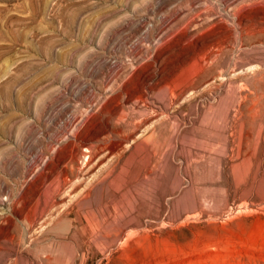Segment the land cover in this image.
Returning a JSON list of instances; mask_svg holds the SVG:
<instances>
[{
    "label": "rangeland",
    "instance_id": "rangeland-1",
    "mask_svg": "<svg viewBox=\"0 0 264 264\" xmlns=\"http://www.w3.org/2000/svg\"><path fill=\"white\" fill-rule=\"evenodd\" d=\"M263 62L264 0H0V264H264Z\"/></svg>",
    "mask_w": 264,
    "mask_h": 264
},
{
    "label": "bare ground",
    "instance_id": "bare-ground-1",
    "mask_svg": "<svg viewBox=\"0 0 264 264\" xmlns=\"http://www.w3.org/2000/svg\"><path fill=\"white\" fill-rule=\"evenodd\" d=\"M230 23H231V22H230ZM242 31H243V30H242ZM246 32H247V31H246ZM211 49H212V48H211ZM208 55H209V54H208ZM213 55H214V54H213ZM211 57H212V55H211ZM202 58H203V57H202ZM206 58H207V56H206ZM208 59H209V58H208ZM249 63H250V62H249ZM263 63H264V62H263ZM214 64H215V63H214ZM218 64H219V63H218ZM218 66H219V65H215V66H214V67H215L214 69H216V67L218 68ZM258 66H259V65H258ZM207 67L209 68V66H207ZM236 68H239V67H236ZM241 68H242V67H241ZM207 70L209 71V69H207ZM207 70H205V71H207ZM222 70H223V69H222ZM224 70H225V69H224ZM249 70H250V69H249ZM249 70H248V72H249ZM251 70H252V69H251ZM219 71H221V70H219ZM231 71H232V70H231ZM225 72H226V71H225ZM262 72H263V71H262ZM207 73H208V72H206V74H207ZM209 73H211V71H210ZM202 74H203V73H202ZM219 74H220V73H219ZM240 74H241V72H240ZM240 74H239V75H240ZM204 75H205V73H204ZM207 75H208V74H207ZM209 75H211V74H209ZM215 75H216V74H215ZM260 75H261V74H260ZM263 75H264V74H263ZM263 75H262V79L264 78ZM205 76H206V75H205ZM232 76H233V75H232ZM232 76H231V78H232ZM236 76H237V74H236ZM236 76H235V78H236ZM240 76H241V75H240ZM210 77H211V76H210ZM221 77H222V76H221ZM221 77H220V78H221ZM226 77H227V76H226ZM233 77H234V76H233ZM198 78H200V77H198ZM198 78H197V79H198ZM220 78H219V79H220ZM222 78H223V82H224L226 79L224 80V77H222ZM227 78H228V77H227ZM231 78H230V79H231ZM237 78H238V77H237ZM217 79H218V78H217ZM233 79H234V78H233ZM233 79H232V80H233ZM198 80H199V79H198ZM214 80H215V79H214ZM242 80H243V79H242ZM196 81H197V80H196ZM201 81H202V80H201ZM227 81H228V80H227ZM227 81H226V82H227ZM234 81H236V80H234ZM203 83H204V82H203ZM221 83H222V82H221ZM227 83H228V82H227ZM237 83H238V82H237ZM241 83L243 84L244 82H241ZM251 84H252V82H251ZM193 85H194V84H193ZM207 85H208V84H206V86H207ZM209 85H211V84H209ZM209 85H208V86H209ZM238 85H239V83H238ZM208 86H207V87H208ZM243 86H244V85H243ZM243 86H242V87H243ZM249 86H250V85H249ZM229 87H230V86H229ZM231 87H232V86H231ZM231 87H230V88H231ZM240 87H241V85H240ZM244 87L247 88V86H244ZM253 87H254V85H253ZM255 87H256V86H255ZM199 88H200V87H199ZM209 88H210V87H209ZM248 88H249V87H248ZM250 88H251V87H250ZM250 88H249V89H250ZM146 89H148V88H146ZM193 89H194V88H193ZM202 89H204V88H202ZM210 89H211V88H210ZM243 89H244V88H243ZM243 89H241V90H243ZM249 89H248V90H249ZM199 90H201V88H200ZM199 90H198V91H199ZM205 90H206V89H204V91H205ZM231 90H232V88H231ZM241 90L239 89L240 93H241ZM246 90H247V89H246ZM191 91H192V90H191ZM239 91H238V92H239ZM250 91H251V90H250ZM255 91H256V90H255ZM196 92H197V91H196ZM227 92H228V90H227ZM234 92H235V91H233L232 94H235ZM175 93H176V92H174V95H175ZM180 93H181V91H180ZM252 93L254 94V92H252ZM263 93H264V92H263ZM228 94H229V93H228ZM247 94H248V93H247ZM247 94H245V96H246ZM249 94H251V93H249ZM236 95H237V94H236ZM247 96H248V95H247ZM247 96H246V97H247ZM252 96H253V95H252ZM176 97L178 98V95H177ZM230 97H231V96H230ZM240 97H241V96H240ZM246 97H245V98H246ZM253 97H254V96H253ZM253 97H252V98H253ZM255 97H257L256 94H255ZM238 98H239V97H238ZM242 98H244V97L242 96ZM250 98H251V97H250ZM250 98H249V99H250ZM259 98H260V97H259ZM231 99H232V98H231ZM233 99H234V98H233ZM233 99H232V100H233ZM235 99H236V98H235ZM246 99H248V97H247ZM246 99H245V100H246ZM257 99H258V98H256V100H257ZM136 100H137V99H136ZM183 100H184V99H183ZM240 100H241V99H240ZM245 100H244V101H245ZM129 101H130V100H129ZM229 101H230V100H229ZM235 101H238V100H235ZM247 101H248V100H247ZM253 101H254V100H253ZM127 102H128V101H127ZM238 102H239V101H238ZM241 102H243V100H242ZM241 102H239V105H240ZM250 102H251V99H250ZM254 102H255V101H254ZM232 103H233V102H232ZM234 103H235V102H234ZM234 103H233V104H234ZM247 103H248V102H247ZM252 103H253V102H252ZM260 103H261V102H260ZM261 104H262V103H261ZM261 104H260V106L263 105V104H262V105H261ZM236 105H238V104H236ZM243 105H244V103H243ZM250 105H251V103H249V106H250ZM244 106H245V105H244ZM249 106H248V107H249ZM251 106H252V105H251ZM251 106H250V107H251ZM255 106H258V105L256 104ZM263 106H264V105H263ZM263 106H262V107H263ZM250 107H249V108H250ZM239 108H240V107H239ZM239 108H238V109H239ZM242 108H243V107H242ZM244 108L246 109V106H245ZM244 108H243V109H244ZM249 108H248V109H249ZM256 108H257V107H256ZM236 109H237V108H236ZM240 109H241V108H240ZM243 109H242V110H243ZM252 109H254V108H252ZM257 109L260 110V107L257 108ZM261 109H262L261 111L263 112V111H264V110H263L264 107L261 108ZM254 110H255V109H254ZM258 110H257V114H258V112H259ZM236 111H238V110H236ZM243 111H244V110H243ZM252 111H253V110H252ZM261 111H260V112H261ZM255 112H256V110L254 111V113H255ZM87 113H88V112H87ZM236 113H238V112H236ZM241 113H242L241 115H243V112H241ZM246 113H247V112H246ZM164 114H165V113H164ZM257 114H253V115H255L254 117H255L256 119H257V116H256ZM261 114H263V113H259V114H258V115H260V116H259L260 118L262 117ZM248 115H249V114H248ZM253 115H252V116H253ZM263 115H264V114H263ZM237 116H238V115H237ZM252 116H250V117L252 118ZM239 117H240V115H239ZM244 117H245V116H244ZM254 117H253V118H254ZM82 118H83V116H82ZM87 118H88V117H87ZM87 118H86V119H87ZM89 118H90V117H89ZM242 118H243V117H241L240 119H242ZM255 118H254V119H255ZM260 118H259V119H260ZM84 119H85V118H84ZM254 119H252V120H254ZM261 119L264 120V116H263ZM249 120H251V119L249 118ZM146 121H147V120H146ZM261 121H262V120H261ZM141 122H142V121H141ZM241 122H242V121H241ZM68 123H69V122H68ZM124 123H125V122H124ZM136 123H137V122H136ZM143 123H144V122H142V124H143ZM243 123H245V122L243 121ZM255 123H256V125H257V122H255ZM258 123H259V122H258ZM120 124H121V123H120ZM132 124H133V123H132ZM217 124H218V123H217ZM217 124H215V125H217ZM251 124H252V125H251ZM251 124H250V125H251L253 128H254V126H255V128H256V125H255V124H254V126H253V123H252V122H251ZM122 125H123V123H122ZM244 125H245V124H244ZM244 125H242V126H244ZM118 126H119V125H118ZM127 126H128V128H129L130 125H127ZM223 126H224V124H223ZM225 127H226V126H225ZM126 128H127V127H126ZM132 128H133V127H132ZM102 129H103V128H102ZM115 129H116V128H115ZM118 129H119V128H118ZM122 129L125 130L124 127H123ZM263 129H264V128H263ZM78 130H79V129H78ZM136 130H137V128H136ZM255 130H256V129H255ZM261 130H262V129H261ZM118 131H119V130H118ZM127 131H128V132H129V131L131 132L130 129H127ZM137 131H138V130H137ZM137 131H134V132H137ZM112 132H115V131L112 130ZM77 133H78V132H77ZM115 133H116V132H115ZM120 133H121V132H120ZM125 133H127L126 130H125ZM255 133H256V132H255ZM116 134H117V133H116ZM123 134H124V133H123ZM127 134L129 135L130 133H127ZM127 134H126V136H127ZM259 134H260V133H259ZM117 135H119V134H117ZM130 135H131V134H130ZM77 136H78V134H77ZM77 136H76V137H77ZM107 136H108V135H106V137H107ZM120 136H121V135H119V137H120ZM135 136H137V134H136ZM92 137H93V136H92ZM104 137H105V136H104ZM104 137H103V138H104ZM109 137H110V136H109ZM109 137H108V138H109ZM111 137H112V136H111ZM116 137H118V136H116ZM116 137H115V138H116ZM119 137H118L117 139H119ZM121 137H122V136H121ZM77 138H78V137H77ZM79 138H80V137H79ZM128 138H129V136H128ZM100 139H101V138H100ZM100 139H99V140H100ZM126 140H127V138H126ZM134 140H135V139H134ZM101 141H103V140L101 139ZM101 141H100V142H101ZM106 141H107V140H106ZM119 141H120V140H119ZM130 141L133 142V140H130ZM76 142H77V140H76ZM76 142H75V145H76ZM81 142H82V141H80V143H81ZM91 142H92V141H91ZM95 142H96V141H95ZM104 142H105V140L103 141V143H104ZM78 143H79V142H78ZM88 144H89V143H88ZM107 144H108V142H107ZM110 144H111V142H110ZM110 144H108V145H110ZM129 144H130V143H129ZM75 145H74V146H75ZM78 145H79V144H78ZM96 145H97V144H96ZM118 145H119V143L114 144L113 147H112V149H113V150L116 149V147H117ZM80 146H81V145H80ZM90 146H91V145H90ZM98 146H99V144H98ZM98 146H97V147H98ZM106 146H107V145H106ZM106 146H105V147H106ZM124 146H125V144H124ZM258 146H259V145H258ZM105 147H103V149H104ZM81 148H82V147H81ZM88 148L90 149V147H88ZM91 148H94V147L91 146ZM98 148H99V147H98ZM101 148H102V146H101ZM122 148H123V147H122ZM124 148H125V147H124ZM85 149H86V148H85ZM96 149H97V148H96ZM120 149H121V147H120ZM86 150H87V149H86ZM92 150H94V149H92ZM87 151H89V150H87ZM97 151H98V150H97ZM123 151H124V150L122 149V152H123ZM78 152H80V151H78ZM100 152H101V151H100ZM117 152H118L117 154H116V153L113 154L114 156L116 155V157H117L118 154H119V151H118V150H117ZM122 152H121V153H122ZM88 153H91V152H88ZM95 153H96V151H95ZM131 153H132V152H131ZM134 153H135V152H134ZM77 154H78V153H77ZM77 154H76V155H77ZM104 154H106V153H103V155H104ZM123 154H124V152H123ZM123 154H121V155H123ZM72 155H73V154H72ZM78 155H79V154H78ZM80 155H81V154H80ZM83 155H84V154H83ZM92 155H95V154H92ZM97 155H98V154L96 153V156H97ZM99 155H100V154H99ZM81 156H82V155H81ZM101 156H102V155H101ZM114 156H112V157L114 158ZM72 157H73V156H72ZM77 157H79V156H77ZM87 157H89V156H87ZM87 157H86V158H87ZM99 157H100V156H99ZM103 157H107V156L105 155V156H103ZM112 157H111V158H112ZM123 157H124V156H123ZM79 158H80V157H79ZM102 159H103V158H101V160H102ZM124 159H125V158H124ZM137 159H138V157H137ZM74 160L77 161V159H74ZM74 160H73V161H74ZM85 160H87V159H85ZM92 160H93V158H92ZM97 160H98V159H97ZM108 160H109V159H108ZM71 161H72V158H71L70 162H71ZM135 161H136V160H135ZM78 162H79V161H78ZM90 162H91V160H90ZM73 163H75V162H73ZM87 163H88V161H87ZM94 163H97V162H94ZM104 163H105V162H104ZM104 163H103V164H104ZM118 163H119V162H118ZM75 164H76V163H75ZM106 164H107V163H106ZM111 164H112V163H111ZM121 164H122V163H121ZM66 165H67V164H66ZM95 165H96V164H95ZM64 166H65V165H64ZM67 166H68V165H67ZM72 166L74 167L73 164H72ZM93 166H94V165H93ZM101 166H102V165H101ZM106 166L109 168L108 165H106ZM112 166H113V165H112ZM73 167H71L72 170L77 169V168H75V167H74V168H75V169H74ZM115 167H116V166H115ZM119 167H120V165H119ZM63 169H64V168H62V170H63ZM78 169H79V168H78ZM118 169H119V168H118ZM72 170H71V171H72ZM102 170H103V169H102ZM62 173H63V171H62ZM64 174H65V173H64ZM73 174H74V171H73ZM114 174H115V173H114ZM74 175H75V174H74ZM68 176H69V175H68ZM75 176H76V175H75ZM79 177H80V176H79ZM73 179H74V178H73ZM77 179H78V176H77ZM65 180H66V179H65ZM65 180H64V181H65ZM70 180H71V179H70ZM71 181H73V180H71ZM62 183H63V182H62ZM75 185H76V184H75ZM75 185H73V186H75ZM66 193H67V192H66ZM76 194H77V193H76ZM80 195H81V194H80ZM261 210H262V209H261ZM32 231H33V230H32ZM122 235H123V234H122Z\"/></svg>",
    "mask_w": 264,
    "mask_h": 264
}]
</instances>
